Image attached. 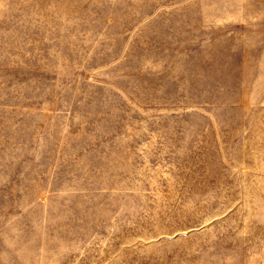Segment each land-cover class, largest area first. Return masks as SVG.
<instances>
[{
    "label": "rangeland",
    "instance_id": "1",
    "mask_svg": "<svg viewBox=\"0 0 264 264\" xmlns=\"http://www.w3.org/2000/svg\"><path fill=\"white\" fill-rule=\"evenodd\" d=\"M0 264H264V0H0Z\"/></svg>",
    "mask_w": 264,
    "mask_h": 264
}]
</instances>
